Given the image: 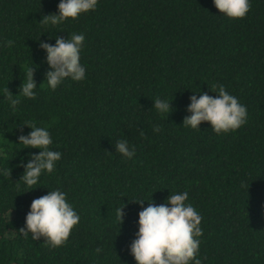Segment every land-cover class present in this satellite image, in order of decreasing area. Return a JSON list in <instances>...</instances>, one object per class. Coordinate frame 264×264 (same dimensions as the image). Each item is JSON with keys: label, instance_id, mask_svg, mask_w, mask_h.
Segmentation results:
<instances>
[{"label": "trees", "instance_id": "obj_1", "mask_svg": "<svg viewBox=\"0 0 264 264\" xmlns=\"http://www.w3.org/2000/svg\"><path fill=\"white\" fill-rule=\"evenodd\" d=\"M58 3L0 0V41L14 42L0 48V264H136L129 245L142 207L132 199L158 205L183 191L202 217V264H264V0H251L243 19L212 0H99L78 19L41 24ZM73 33L85 36L86 79L53 91L39 44ZM32 66L37 95L28 99L18 91ZM217 84L247 107V123L219 135L209 122L184 127L190 96H216ZM157 97L170 101L168 115L152 107ZM22 122L47 128L62 153L31 190L20 160L40 149L18 144L20 128L31 131ZM120 139L135 147L133 159L116 153ZM56 189L80 221L50 250L19 230L31 202Z\"/></svg>", "mask_w": 264, "mask_h": 264}, {"label": "clouds", "instance_id": "obj_2", "mask_svg": "<svg viewBox=\"0 0 264 264\" xmlns=\"http://www.w3.org/2000/svg\"><path fill=\"white\" fill-rule=\"evenodd\" d=\"M98 3L99 0H59L58 12L44 16L40 23L57 26L70 18L78 19L82 14L95 11ZM212 3L223 16L230 19L245 18L251 8V0H212ZM84 41V34L73 33L68 38L57 36L55 44L40 42L39 47L46 53L45 60L49 68L44 79L49 89L55 91L65 80L80 82L86 79V68L81 63ZM13 43L12 40L0 41V48L11 47ZM26 76L27 80L22 82L18 93L25 98L35 99L38 85L34 80L33 66ZM210 89L218 95L202 92L199 97L195 94L190 96V103L186 107L189 115L184 117L182 123L184 127L200 130L202 122H209L212 131L219 135L235 132L247 123V107L223 84L213 85ZM6 99L9 107L15 111L20 100L9 89ZM153 100L152 107L157 113L168 115L172 111L170 101L159 97ZM22 123L31 131L24 134L23 128H20L18 144L24 145L23 148L40 149L38 153L29 154L27 163L23 158L20 160L24 171L19 181H23L27 189L31 190L40 185L42 174H51L55 170L62 153L51 148L53 140L47 128L35 123ZM153 131L159 132V125L154 126ZM114 146L116 153L126 159L131 160L136 155L135 147L127 139L117 140ZM2 174L10 176V170ZM188 198L189 193L183 191L171 192L165 202L158 205L152 199H132L142 207L138 213L135 239L129 245V252L136 264H202L199 258L202 217L191 203H187ZM145 200L148 201L147 207H143ZM123 215L122 207L118 208L120 224ZM79 221V213L67 201V193L60 189L49 190L46 195L31 202L25 225L19 232L24 237L31 234L34 241L43 238L51 250L67 242Z\"/></svg>", "mask_w": 264, "mask_h": 264}]
</instances>
